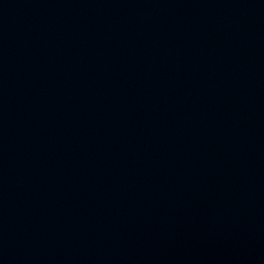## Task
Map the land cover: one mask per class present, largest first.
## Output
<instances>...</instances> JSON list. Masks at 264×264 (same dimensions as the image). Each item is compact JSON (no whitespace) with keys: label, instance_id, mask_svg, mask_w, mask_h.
I'll use <instances>...</instances> for the list:
<instances>
[{"label":"water","instance_id":"obj_1","mask_svg":"<svg viewBox=\"0 0 264 264\" xmlns=\"http://www.w3.org/2000/svg\"><path fill=\"white\" fill-rule=\"evenodd\" d=\"M0 264H264V0H0Z\"/></svg>","mask_w":264,"mask_h":264}]
</instances>
